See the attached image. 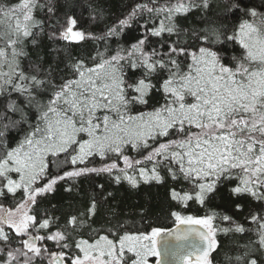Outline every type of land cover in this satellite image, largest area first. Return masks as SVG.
Masks as SVG:
<instances>
[{"label":"snow or ice","instance_id":"1","mask_svg":"<svg viewBox=\"0 0 264 264\" xmlns=\"http://www.w3.org/2000/svg\"><path fill=\"white\" fill-rule=\"evenodd\" d=\"M223 2V19L240 13L231 34L227 24L180 26L193 9L206 18L213 0H143L113 24L104 23L101 5L90 4L91 19L104 25L99 35L74 30L71 15L57 31L58 0L0 3V193L23 192L14 207L0 204V264H149L159 257L162 229L129 230L104 184L80 194L81 178L92 175L132 188L170 177L189 189H172L173 201L201 205L235 181L233 197L264 202V0L253 7ZM133 26L139 38L121 43ZM46 29L49 41L91 39L103 50L72 57L57 83L51 65L46 73L32 61L35 73L23 66ZM224 44L229 49L216 47ZM237 45L240 54L229 56ZM12 131L19 137L14 146ZM97 158L100 166H89ZM61 183L79 196L72 212L55 216V205L37 212L40 198ZM171 215L178 224L200 226L168 233L177 243L165 241V250L178 264H215L218 233L256 237L234 241L222 264H264V215L251 214V228L216 211Z\"/></svg>","mask_w":264,"mask_h":264},{"label":"trees","instance_id":"2","mask_svg":"<svg viewBox=\"0 0 264 264\" xmlns=\"http://www.w3.org/2000/svg\"><path fill=\"white\" fill-rule=\"evenodd\" d=\"M18 0H0V3L14 4ZM143 0H58V11L53 20H59L57 25V31L61 30V26L66 27V19L68 16H73L77 20V25L74 30H82L86 33H95L99 35L104 29V25L98 22H94L91 19V12L89 5H101L107 14L105 24H113L118 19L123 18L131 7ZM216 2V4H215ZM242 6L253 7L260 3V0H239ZM264 11V9H260ZM225 15V5L223 0H213V8L207 14V17H202L201 13L193 9L191 14H186L184 18L179 20V24L182 28L189 30L203 29L205 27H219L222 24H227V34H231L233 21L239 23L240 13L237 11L232 14H228L227 19H223ZM38 19H45L43 15L38 14ZM47 31L42 37L41 45L38 49H32L29 46V58L23 61V66L26 71L35 73L36 68L29 66V61H32L33 65H39L41 73H46L51 65L53 69L52 78L55 82H60V76L65 74L67 69L66 64L72 57H81L90 54H94L99 47L103 50V43L97 44L96 41L86 39L79 43H69L62 40L49 41L47 38ZM139 31L135 26L128 29L121 39V43H132L134 39L139 38ZM175 39V37H173ZM113 48L116 46V41H111ZM152 46H158V39H152ZM219 50L229 49V45H217ZM59 49V52L55 51ZM240 54V49L237 46L231 48L228 51V55ZM42 57V59H40ZM58 69H64L62 73ZM140 75L139 72L134 74L130 73L131 78L134 80ZM9 138L14 146L16 139L19 137L15 131L9 133ZM122 167V162L118 161ZM101 161L97 158L89 166L99 167ZM16 178V177H14ZM235 181L227 182L220 186L212 198L204 205L199 204L196 201H189L186 203H179L171 199V191L175 189L178 192L189 190L185 185L178 184L171 180L170 177H166L165 180L159 184L155 182L143 183L141 182L137 188H132L127 182H123L120 185L113 184L107 175H92L87 178H81L79 183L80 194L84 195L91 191L95 184H104L105 190L114 193V198L109 201L110 204L116 205V210L120 213V219L122 222H126L131 231H143L148 233L153 227H159L162 230L169 229L177 224L175 217L171 215L172 211H179L182 216L192 215L193 217H203L211 214L212 211H216L221 214H227L233 218V220L242 224L245 228L255 227L250 222V216L253 213L264 215V202H256L250 196H242L235 198L230 193L229 189L235 185ZM67 185L61 183L56 187V191L53 194H49L47 197L40 198L37 212L42 213L43 209H51L52 205L56 206V211L53 213L55 216H62L65 213L72 212V207L79 202V196L76 192L68 193L64 191ZM23 198V192L18 190V193L13 196L4 190V193H0V204L4 207H14L15 203ZM242 205V210H237L236 205ZM141 210L146 215H141ZM247 218V219H246ZM61 223L63 221L61 220ZM217 226H229L228 222H222L220 220L214 221ZM87 238V233H85ZM249 239H256L251 234H221L218 233V243L221 245L220 252L215 254V264H222L224 251L233 249V242L245 243Z\"/></svg>","mask_w":264,"mask_h":264},{"label":"water","instance_id":"3","mask_svg":"<svg viewBox=\"0 0 264 264\" xmlns=\"http://www.w3.org/2000/svg\"><path fill=\"white\" fill-rule=\"evenodd\" d=\"M188 228L197 229V228H200V226L187 225V224H176L169 229L161 231V235L158 237V245H157L158 250L160 252V256L157 257V260H159L161 264H178L176 258L171 255V250H168V251L165 250V241H167L169 245H175L177 241H175L174 237L169 236L168 233L176 232V231H184L185 229H188ZM180 243H184V242H180ZM157 260L154 264H157Z\"/></svg>","mask_w":264,"mask_h":264},{"label":"rangeland","instance_id":"4","mask_svg":"<svg viewBox=\"0 0 264 264\" xmlns=\"http://www.w3.org/2000/svg\"><path fill=\"white\" fill-rule=\"evenodd\" d=\"M215 4H216V2H215ZM156 260H157V257H149V264H154L156 262Z\"/></svg>","mask_w":264,"mask_h":264}]
</instances>
